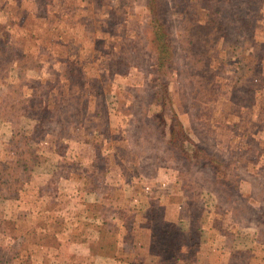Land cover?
I'll list each match as a JSON object with an SVG mask.
<instances>
[{
    "label": "rangeland",
    "instance_id": "rangeland-1",
    "mask_svg": "<svg viewBox=\"0 0 264 264\" xmlns=\"http://www.w3.org/2000/svg\"><path fill=\"white\" fill-rule=\"evenodd\" d=\"M156 9L0 0V264H74L53 233L86 222L70 214L75 202L98 205L95 222L105 218L120 247L108 253L122 263L153 264L141 260L151 247L160 264H264V0H160ZM152 20L172 46L166 112L186 147L220 163L197 162L156 133ZM98 128L104 149L90 151ZM88 170L95 190L75 185ZM118 182L124 191L112 194ZM94 225L82 234L101 252Z\"/></svg>",
    "mask_w": 264,
    "mask_h": 264
},
{
    "label": "trees",
    "instance_id": "trees-1",
    "mask_svg": "<svg viewBox=\"0 0 264 264\" xmlns=\"http://www.w3.org/2000/svg\"><path fill=\"white\" fill-rule=\"evenodd\" d=\"M160 0H146V6L149 8L151 14L153 13L154 16H157V7L159 6ZM152 28H153V33H154V37L156 40V47H157V52H156V67L155 69L157 70L158 73V82H157V86L155 91L153 92L154 94V98H153V102L152 103V109H150V115L151 118L153 119V122L155 121L156 124V133L160 135V137L162 139L167 140V143H169L171 145V148L173 150H175L176 152L180 153V154H184L187 157H195V159H197L198 161H202L203 159H210L211 161H214L215 163H220L219 161L216 162V158L215 157H208V154L204 153V148H201L197 143L194 144L191 148L186 147L185 145V140H187V138L185 137V135H188L186 132H184L179 124V121L177 119V115L176 113L173 111V109L171 110V115L169 114V112H166L167 110H169L170 108V103H171V99L169 97L168 94V82L167 79L164 78L163 76H165L170 70H173V65H174V61H173V57H172V46L170 44V42L164 37V35H167L166 31L164 30V25L162 23V21H156L152 20ZM156 96V98H155ZM146 112V111H145ZM168 114L169 116L165 115ZM102 129V127H101ZM102 131L100 130V128L96 129V130H92V136L89 140L88 143H86L87 149H89L90 151H102L104 148L97 142L96 140V136H98ZM98 134V135H97ZM146 135H143V137H145ZM100 146V147H99ZM188 151H190V154H188ZM96 152H92L91 156H89V164H97L98 159H100L99 154L95 155ZM192 155V156H190ZM106 172L105 171H101L99 173V176H103V178L106 179ZM74 176V175H72ZM78 179L77 183L75 185H79L78 188H89L95 190V178H94V172H90V170L86 171L85 174L83 175L81 172H78L77 176H74ZM107 180L109 181L108 177ZM111 183V182H110ZM121 190H123L122 185L116 184V186H114V189H111L112 194L115 191H119L121 192ZM124 191V190H123ZM60 195H63V193H60ZM98 205L93 204L90 207L91 211L89 212L88 209H81L78 206V203L75 202V204L73 205V208L70 209V214L72 215V217H82L83 219L86 220L85 222V228L83 230V233L89 234V230L88 227L90 226V224L95 223V227L96 232L97 233H101L102 237L104 238V242L106 244H104L105 246V250H102L101 253H105L107 254L109 249H120V247L117 244V240L112 238L111 235L113 233H111L112 231L110 230V228H108L107 226H105V221L104 219L100 220L101 222L96 223L95 222V216L97 215V210L96 212H94V209L97 208ZM100 208V206H99ZM93 218V219H91ZM90 222V224H89ZM93 226V227H94ZM69 226H63V228H59L56 229L54 231V235L55 237L59 239V241H62L63 239L65 240L66 237H68L66 234H68L69 232ZM91 234V233H90ZM84 235H79V236H75V238H72L71 233L69 234V238L68 240L71 239H83ZM47 252H50L51 250L49 248H46ZM152 253V252H151ZM110 255H113L112 252L109 253ZM143 259V258H141Z\"/></svg>",
    "mask_w": 264,
    "mask_h": 264
},
{
    "label": "crops",
    "instance_id": "crops-1",
    "mask_svg": "<svg viewBox=\"0 0 264 264\" xmlns=\"http://www.w3.org/2000/svg\"><path fill=\"white\" fill-rule=\"evenodd\" d=\"M81 222L78 221V218L74 219L73 222L69 223V232L66 234L68 237L62 240V245L65 246V253L67 250L70 252V255L74 257L73 263L74 264H130V262L122 263L121 260H114L113 255H110L109 253H101L99 251H94L92 247V242H90L89 236L85 235L83 239H71L68 240L69 234L71 233L72 238H75V236L82 235V232L85 228V223L80 224ZM103 238V237H101ZM99 239V238H97ZM151 240V237H150ZM148 252L147 255L143 257L142 263L145 262L149 257L152 260L153 264H160L162 261L161 257L158 258V256L155 255V252L151 251V247L147 248ZM152 252V253H151ZM135 258V261L137 259H140L141 254H133ZM124 261V260H122ZM183 264L186 263V259L182 258ZM117 262V263H115ZM194 264H202V262L199 260V257L196 258Z\"/></svg>",
    "mask_w": 264,
    "mask_h": 264
}]
</instances>
